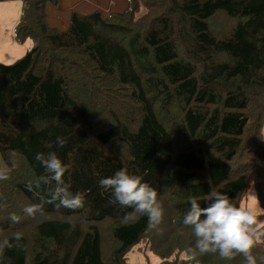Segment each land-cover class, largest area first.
Returning <instances> with one entry per match:
<instances>
[{
  "label": "trees",
  "instance_id": "trees-1",
  "mask_svg": "<svg viewBox=\"0 0 264 264\" xmlns=\"http://www.w3.org/2000/svg\"><path fill=\"white\" fill-rule=\"evenodd\" d=\"M55 1L23 0L14 33L33 45L0 61V154L11 169L0 181V242L23 235L0 264H128L141 240L160 264H245L198 254L183 218L211 190L239 206L250 184L264 207V0H128L121 12H73L64 30L47 21ZM38 152L68 165L84 208L48 204L45 185L28 191L44 174ZM120 169L157 191L158 226L109 202L98 182ZM34 203L43 214L26 216ZM252 254L264 264V237Z\"/></svg>",
  "mask_w": 264,
  "mask_h": 264
},
{
  "label": "clouds",
  "instance_id": "clouds-1",
  "mask_svg": "<svg viewBox=\"0 0 264 264\" xmlns=\"http://www.w3.org/2000/svg\"><path fill=\"white\" fill-rule=\"evenodd\" d=\"M54 143L63 148L66 141L57 136ZM49 147H52L51 143ZM34 158L44 169V174L26 185L28 191L40 196L39 190L45 185L48 204L71 210L84 208V195L79 192L74 194L70 190L71 186L64 179L69 167L56 152H38ZM10 173L11 169H0V181L9 180ZM98 183L104 192L111 193V204L134 209V214L147 216L149 223L154 227L162 222L164 209L162 202L157 198V191L142 182L141 176L130 175L126 169H120L111 177L101 178ZM251 200L259 201L256 195H252ZM23 211L26 216L34 218L43 214V206L38 203L29 204ZM262 215L264 207L245 204L236 206L228 195L211 190L207 194L206 207H201L195 197L190 199V210L185 213L183 224L191 228L198 254H216L220 259L228 261L240 254L245 258V264H257L252 249L264 237V220L259 219ZM129 218L131 217H125ZM10 220L19 223L21 217L12 213ZM22 239V233L16 232L12 240L5 239L0 242V260L3 259L4 249L20 247Z\"/></svg>",
  "mask_w": 264,
  "mask_h": 264
},
{
  "label": "crops",
  "instance_id": "crops-1",
  "mask_svg": "<svg viewBox=\"0 0 264 264\" xmlns=\"http://www.w3.org/2000/svg\"><path fill=\"white\" fill-rule=\"evenodd\" d=\"M128 6V0H57L46 6L49 25L58 30L67 29L73 12L87 14L95 10L103 15L121 12ZM23 9V0H0V61L9 63L22 56L33 45L26 37L18 41L14 29Z\"/></svg>",
  "mask_w": 264,
  "mask_h": 264
},
{
  "label": "rangeland",
  "instance_id": "rangeland-1",
  "mask_svg": "<svg viewBox=\"0 0 264 264\" xmlns=\"http://www.w3.org/2000/svg\"><path fill=\"white\" fill-rule=\"evenodd\" d=\"M144 6L141 5L140 11H143ZM217 24L220 26L225 24L226 17L223 14H219L217 20ZM263 130V138L262 144L264 146V126ZM8 164L4 161L3 157L0 154V169H8ZM256 195L255 188L253 184H250L242 196L240 205L245 204L248 206L253 207H261L258 201L251 200V196ZM260 220H264V218L259 217ZM181 258L187 259L189 256H186L184 253L180 255ZM161 256L158 252L148 245L147 240H141L140 242L136 243L132 248H130L126 253V260L128 264H160L161 263ZM184 264H202L201 262H192L190 260L186 261Z\"/></svg>",
  "mask_w": 264,
  "mask_h": 264
}]
</instances>
